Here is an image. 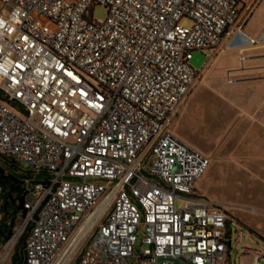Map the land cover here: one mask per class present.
<instances>
[{
  "label": "built area",
  "instance_id": "obj_1",
  "mask_svg": "<svg viewBox=\"0 0 264 264\" xmlns=\"http://www.w3.org/2000/svg\"><path fill=\"white\" fill-rule=\"evenodd\" d=\"M259 1L0 0V156L27 172L0 264L21 239L22 264H232L210 160L170 125Z\"/></svg>",
  "mask_w": 264,
  "mask_h": 264
},
{
  "label": "rangeland",
  "instance_id": "obj_2",
  "mask_svg": "<svg viewBox=\"0 0 264 264\" xmlns=\"http://www.w3.org/2000/svg\"><path fill=\"white\" fill-rule=\"evenodd\" d=\"M105 16L106 11L101 6L91 10V18L97 22L103 21ZM262 27L264 2L249 18L245 30L249 32ZM227 39L229 41V38ZM227 39L189 94L187 101L191 103L189 106L186 104L180 111L175 122L179 132L175 131V134L210 160L211 165L196 190L227 213L232 264H255L256 256L259 257L258 263L264 264V135L261 131L252 132L253 123L262 124V121L253 119L260 115V111L245 109L253 94L243 91L237 98L232 91L244 78L232 74L234 73L232 68L235 66L230 60L232 53L226 51L223 54V50L228 46ZM259 42L262 43L263 40L260 38ZM244 56L246 53H243ZM207 58V53L195 51L189 64L200 71L205 66ZM239 61L240 69L243 70L244 61ZM258 77V80L264 83V74L259 73ZM203 89L206 91L202 102L199 103L197 93L203 92ZM0 166L6 175L16 171L11 163L1 157ZM23 167L26 168V165ZM15 191L16 188H8V184L0 185V232L3 230L5 233V223L10 220V216L2 214V204L7 196L16 195ZM17 223L16 220L14 227ZM95 229L96 226L79 246L71 263L77 260ZM3 241L4 239L0 238L1 245ZM22 248L23 239L16 243L11 257L3 264L18 263L23 254Z\"/></svg>",
  "mask_w": 264,
  "mask_h": 264
},
{
  "label": "crops",
  "instance_id": "obj_3",
  "mask_svg": "<svg viewBox=\"0 0 264 264\" xmlns=\"http://www.w3.org/2000/svg\"><path fill=\"white\" fill-rule=\"evenodd\" d=\"M263 2L264 0L259 1V3L255 7V9L253 10L249 18H251L254 15L256 10L262 5ZM249 18L245 21L243 25L244 26L243 29H241V34L247 37L249 39V42L244 45H240V46H230L229 45L230 41L232 40L234 36H236V35H233L229 37V41L227 39L228 46L226 50H223V54H225L226 51L232 53V58L230 60L233 61V63L235 64V66L232 68V71L234 72L232 74H234V76L238 78H240V76L241 77L243 76L242 78L245 79V80L243 79V81L238 82L236 85V89H232V91L235 93V95H237V98H239V95L242 94L243 91L253 94V97L251 98V100L248 101V104L245 107V109L247 111H257V110L260 111V115L255 114L259 117L257 118V116H255L253 119L260 120V122L262 121V124H258L254 122L252 125L253 127L252 132L255 133V132L261 131L262 134L264 135V83H261L258 80L259 77L257 78V76H259V73L264 74V27H262L259 30L252 29L251 31L247 32L245 30V27L249 22ZM260 38L263 40L262 43L259 42ZM243 53L244 54L246 53V56H244V59L242 60L244 61L243 62L244 67H243V70H241L240 69L241 64L239 60H241L240 57L241 55H243ZM205 91L206 90L203 89V92L201 91L197 93L198 94L197 98H198L199 103L202 102L201 100H203V95ZM187 99L181 105L179 111L175 115L170 125V130L174 135H176L175 131L179 132V128L177 125H175V122L180 114V111L185 107L186 104H187L186 106H189V104L191 103V101L188 102ZM203 176L201 177V179L203 178ZM201 179L198 181L197 186L200 183ZM228 229L229 228L227 227V230ZM0 238L3 239L4 237L0 236Z\"/></svg>",
  "mask_w": 264,
  "mask_h": 264
},
{
  "label": "flooded vegetation",
  "instance_id": "obj_4",
  "mask_svg": "<svg viewBox=\"0 0 264 264\" xmlns=\"http://www.w3.org/2000/svg\"><path fill=\"white\" fill-rule=\"evenodd\" d=\"M15 192H16V195H14V196L9 195L6 197V199L3 202L2 208H1L2 214L7 215L8 217L10 216L9 222L5 223V226H4L5 232L7 234L12 232L16 220H17V222L19 220V217L15 218V220H12V216L15 212L16 206L19 203V198L22 194V191L20 190V187H19V188H16ZM14 201H15V203H13ZM0 229H1V227H0ZM3 235H4V231L2 230L0 232V236H3ZM12 264H22V258L20 259V261L18 263L13 262Z\"/></svg>",
  "mask_w": 264,
  "mask_h": 264
},
{
  "label": "water",
  "instance_id": "obj_5",
  "mask_svg": "<svg viewBox=\"0 0 264 264\" xmlns=\"http://www.w3.org/2000/svg\"><path fill=\"white\" fill-rule=\"evenodd\" d=\"M248 42H249V39L247 37H245L242 34H238L232 38L229 45L230 46H240V45H244ZM7 159L16 165L18 164L13 158H7ZM13 203H15V201ZM25 213H26V210L23 208V193H22L20 198H19V203L16 206L15 212L12 216V220H15V218H17V217H24ZM9 235H10V233L6 236V239H8Z\"/></svg>",
  "mask_w": 264,
  "mask_h": 264
},
{
  "label": "trees",
  "instance_id": "obj_6",
  "mask_svg": "<svg viewBox=\"0 0 264 264\" xmlns=\"http://www.w3.org/2000/svg\"><path fill=\"white\" fill-rule=\"evenodd\" d=\"M4 161L8 162V163H11V165L16 168V171L15 173H12L10 175H6L4 173V169L3 167L0 166V185H4V184H8V188H19V183H20V174L19 173H27L25 171H21L19 168H18V165L12 163L11 161H8L7 158L3 157V156H0ZM14 164V165H13ZM3 205V204H2Z\"/></svg>",
  "mask_w": 264,
  "mask_h": 264
},
{
  "label": "bare ground",
  "instance_id": "obj_7",
  "mask_svg": "<svg viewBox=\"0 0 264 264\" xmlns=\"http://www.w3.org/2000/svg\"><path fill=\"white\" fill-rule=\"evenodd\" d=\"M91 219H92V216L89 217V218L84 222L83 226H82L81 229H80V233H82V234H81V237L78 236V238L75 239L74 243L72 244V246H71V248H70V250H69V252H68V255H71V253L73 252V250H75V249L78 247V245H79V243H80V240H81V238H82V235L86 234V232L89 230V228H90V226H91V224H92ZM59 264H62V261H61Z\"/></svg>",
  "mask_w": 264,
  "mask_h": 264
}]
</instances>
